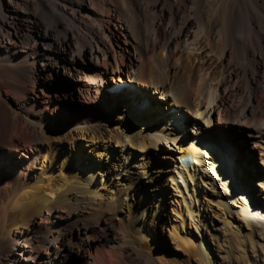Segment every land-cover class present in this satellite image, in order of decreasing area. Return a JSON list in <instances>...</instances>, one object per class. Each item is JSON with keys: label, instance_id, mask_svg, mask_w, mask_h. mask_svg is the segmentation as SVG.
Returning <instances> with one entry per match:
<instances>
[{"label": "bare ground", "instance_id": "6f19581e", "mask_svg": "<svg viewBox=\"0 0 264 264\" xmlns=\"http://www.w3.org/2000/svg\"><path fill=\"white\" fill-rule=\"evenodd\" d=\"M235 1L0 0V264H264V0L245 26ZM45 69L77 80L69 118ZM113 73L166 100L160 119L130 112L138 87L105 89Z\"/></svg>", "mask_w": 264, "mask_h": 264}, {"label": "rangeland", "instance_id": "374dc122", "mask_svg": "<svg viewBox=\"0 0 264 264\" xmlns=\"http://www.w3.org/2000/svg\"><path fill=\"white\" fill-rule=\"evenodd\" d=\"M250 1L251 0H236L234 2L235 4L237 3L236 4V7H235V4L232 3L233 4L232 5V9L233 10L231 9L232 12H231L230 16H231V19H233V22H236V24L239 25V26H242V25L245 26V24H247V22H248V17H249L248 14H249V12H250L249 10L251 8V4H250L251 2ZM220 4H221V2L219 4H217L216 6H214V8H212V6L209 7L206 4H204V5H202L200 7L201 10L199 9L200 12H198V14H200V15H198V17L202 16V17L199 18V20L201 18H203L202 19L203 21L200 20V23L202 25H204L205 21L210 16H212L213 12L215 10H217V9L219 10V8L222 7L221 5H223L224 3L221 4V5ZM216 7H217V9H216ZM204 18H205V20H204ZM118 29L119 28L114 29V33H115V37L119 40L120 35H119V30ZM64 52L63 51H60V53L58 55H56L58 57V61L61 64H66L68 66L75 67L76 69L78 68V66H80V67H82L84 69H89V70H93L92 68L97 69V67L95 65H93L89 61H84L83 63L79 59L77 61H73V62L69 61V56L67 55V50L64 51ZM49 72H52V69H45V71H42L41 70L40 77H39L40 78V84L41 85H42V82L44 81L43 79H41L42 78L41 75H43L44 73H49ZM53 75L54 76L51 79H48V80L45 81L44 86L46 88H49V87L55 88L56 87L57 89H62L64 91V94H62L61 97L58 100L59 102L62 103V105L59 104L58 107L54 110V113L59 114L60 117L69 118V116L71 115V113L72 114L75 113L74 112L75 111L74 108H76L77 107V104H79L77 101L73 100L70 97V93H69V91L71 90V88H74L76 86L77 80L76 79L67 78L65 76H60L58 73L57 74L53 73ZM119 76H120L121 81H118V77ZM124 82H126L128 84H131V85H134L135 87H138L141 90V92H142V94H140V95L136 96L135 98H133L132 102L129 104L130 105V108H131V111L130 112L133 113V114H135V115L143 113L144 111H146L147 109H149V104L147 105V103H148V101H150L151 102L150 104L153 106V109L154 110H152L151 112H148V113L151 114V117L152 118H154V119L156 118V120H159L160 117L157 115L156 109H157V107H158V109H162L163 108V104H166V100H163L162 101L159 98V95H157L156 93H152V89L151 88H143L140 84L138 85L137 83H134V82H130L129 83L126 80L125 75H123V74L120 75V74H117V73H113L112 75H108V74H104L103 75V85H104L105 89H107L109 87L108 85H110L111 87H115L118 84H125ZM121 94L122 93H120L119 96H120V99H123V100L126 97L129 96L128 94H122V95ZM113 96H114V99L118 97L115 94ZM123 100L121 102H124ZM146 106H148V107H146ZM117 108H118V106H117V104H115V108L114 109H117ZM117 111L119 112V110H117ZM188 117L191 118L192 116L191 115H188ZM112 118H113L112 119L113 121H111V123H109V124H112L113 122H115V118L116 117L113 116ZM192 126H193V124L191 123V124L187 125L186 128L183 127L182 135H184L187 138L189 136H191L192 135ZM231 131H232V129H231ZM236 137L237 138H235V141L233 142V146L235 148L240 149V150L242 149L241 150L242 151L241 157L244 156V157H247L248 158V160L246 158L243 159V163L244 162L246 163L245 168H244V171H246L249 174L252 171L251 169H253V171L255 173L256 170L254 169V167L257 166V163H256L257 162V159H256V157L254 155H252V154L250 155V154L247 153V151H248V145H249V142L247 141L248 140L247 139V136L245 134H237ZM84 144H85L84 140H79L77 142V144H76V146H77L76 148H77V150L79 152H82L83 155H86V158H87L89 156V153H87L86 152L87 150L84 149V147H83ZM66 148H67V144L65 143V145L62 147V151H61V155L60 156H62L65 153H67L66 152L67 151ZM114 148H118V147H114ZM133 151L136 152V154H135V160L138 161L139 160V158H138L139 152L136 151V150H133ZM158 154H160V151H157L155 153L154 159L156 158V156ZM91 156H93V155H90V157ZM234 160H236V158H234ZM168 166H170V165H168ZM132 170L135 171L134 169H132ZM130 174L134 178H136V176H137L135 172H132ZM147 198H150V199L152 198V199L155 200V195L152 197V193L148 191V192H146V199ZM164 204L166 205V208H165L164 214L162 216L163 217V221H165L166 219H168L170 217V214H171L170 213V208H169L170 203H168V201H166V202H164ZM153 239L155 241L156 246L162 252L167 251V247L170 246V243H169L168 239L166 238L165 234L162 233L160 229H157L154 232ZM105 253H106V249H104V251L102 253H100V254L97 251L93 250V255L94 256H97L102 264H112L109 260H107L106 257L103 256V254H105ZM99 255L101 257H99ZM102 257H104V258H102ZM66 264H83V262L81 261V259L78 256L69 255L68 258H67V263Z\"/></svg>", "mask_w": 264, "mask_h": 264}]
</instances>
